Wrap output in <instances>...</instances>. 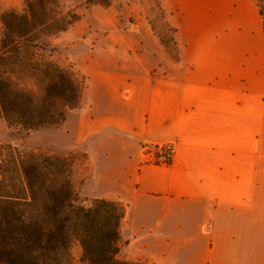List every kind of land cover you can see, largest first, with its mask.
Segmentation results:
<instances>
[{
	"label": "crops",
	"instance_id": "obj_1",
	"mask_svg": "<svg viewBox=\"0 0 264 264\" xmlns=\"http://www.w3.org/2000/svg\"><path fill=\"white\" fill-rule=\"evenodd\" d=\"M180 60L127 33L88 70L59 130L88 154L93 199L126 206L131 257L146 264H264V30L254 0H173ZM64 31L63 33H66ZM144 144L170 145L169 165ZM262 252V251H261ZM264 253V251H263ZM251 254V255H250Z\"/></svg>",
	"mask_w": 264,
	"mask_h": 264
},
{
	"label": "trees",
	"instance_id": "obj_2",
	"mask_svg": "<svg viewBox=\"0 0 264 264\" xmlns=\"http://www.w3.org/2000/svg\"><path fill=\"white\" fill-rule=\"evenodd\" d=\"M109 7L112 0H86ZM263 20L264 0H257ZM0 116L9 126L28 130L58 125L79 106L85 80L39 53L41 36L67 31L80 15L63 12L58 0H30L23 11L1 15ZM30 75L41 84L38 94L15 75ZM71 156L21 152L5 146L0 157V264H75L78 243L83 264H146L119 258L126 206L95 198L77 204Z\"/></svg>",
	"mask_w": 264,
	"mask_h": 264
},
{
	"label": "rangeland",
	"instance_id": "obj_3",
	"mask_svg": "<svg viewBox=\"0 0 264 264\" xmlns=\"http://www.w3.org/2000/svg\"><path fill=\"white\" fill-rule=\"evenodd\" d=\"M28 1L30 0H0V37L3 30L2 13L11 8L21 12ZM58 1L63 12L72 9L80 15V19L69 27L66 33L42 35L40 40L42 48L39 53L63 67L72 68L85 80L86 87L90 83L88 70L111 63L110 55L115 49L128 48L131 51L138 49L136 44H130L127 36V33H136L138 29L143 33L148 32L150 37L152 35L150 46L156 42L168 59L182 58L184 44L177 34L179 19H176L178 15L173 0H112L109 7L87 5L86 0ZM254 1L257 3V0ZM15 78L35 94L40 92V82L30 75L17 73ZM62 123L28 130L20 125L9 126L0 116V157L3 148L8 145L17 147L23 153L42 152L73 157L75 161L73 185L78 195L77 204L89 206L98 185H86L85 189L81 190L85 183L88 154L77 150L75 139L65 137V132L59 130ZM146 146L150 144H144L142 147L144 162ZM123 227L124 234L120 238L118 255L121 259L132 255L127 248L129 241L127 220ZM263 251L264 249L257 252L251 250V254L262 255ZM72 254L75 264H83L80 261L82 249L78 243L74 244Z\"/></svg>",
	"mask_w": 264,
	"mask_h": 264
},
{
	"label": "built area",
	"instance_id": "obj_4",
	"mask_svg": "<svg viewBox=\"0 0 264 264\" xmlns=\"http://www.w3.org/2000/svg\"><path fill=\"white\" fill-rule=\"evenodd\" d=\"M174 151L170 145L150 144L144 149L145 161L152 164L169 165L172 163Z\"/></svg>",
	"mask_w": 264,
	"mask_h": 264
}]
</instances>
